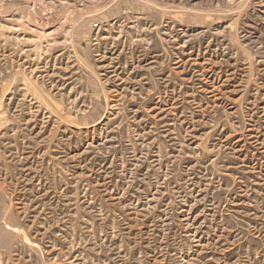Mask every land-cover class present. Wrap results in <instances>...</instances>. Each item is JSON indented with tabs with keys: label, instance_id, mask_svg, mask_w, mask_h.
Here are the masks:
<instances>
[{
	"label": "rangeland",
	"instance_id": "obj_1",
	"mask_svg": "<svg viewBox=\"0 0 264 264\" xmlns=\"http://www.w3.org/2000/svg\"><path fill=\"white\" fill-rule=\"evenodd\" d=\"M0 264H264V0H0Z\"/></svg>",
	"mask_w": 264,
	"mask_h": 264
}]
</instances>
